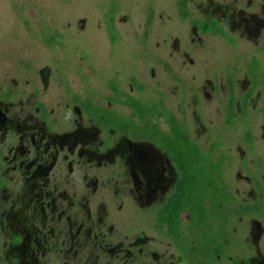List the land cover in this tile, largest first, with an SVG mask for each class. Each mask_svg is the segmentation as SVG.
<instances>
[{
    "label": "flooded vegetation",
    "instance_id": "af4514ba",
    "mask_svg": "<svg viewBox=\"0 0 264 264\" xmlns=\"http://www.w3.org/2000/svg\"><path fill=\"white\" fill-rule=\"evenodd\" d=\"M206 21L223 28L217 16ZM244 21L249 29L264 28L260 17ZM263 47L251 56L259 64ZM248 74L249 96L261 80L259 73L254 87L249 67ZM231 77L235 89L236 74L228 69L229 95ZM24 94L17 86L0 87V264H264L263 159L242 150L243 167L233 183L226 170L232 150L223 155L214 145L205 152L188 132L222 164L215 186L194 189L179 212L172 205L181 170L163 145L173 134L171 116L188 130L176 115L162 107L158 116L166 129L145 118L164 133L159 137L111 108L120 102L135 111L114 91L110 106L97 104L127 123L95 118L75 98L65 114L39 103V94L27 108L15 101ZM262 94L259 89L257 100Z\"/></svg>",
    "mask_w": 264,
    "mask_h": 264
},
{
    "label": "rangeland",
    "instance_id": "374dc122",
    "mask_svg": "<svg viewBox=\"0 0 264 264\" xmlns=\"http://www.w3.org/2000/svg\"><path fill=\"white\" fill-rule=\"evenodd\" d=\"M179 1L0 0V87L17 86L25 94L15 101L27 108L39 94V103L65 114L74 96L110 106L115 97L111 84L116 83L155 107V115L140 118L120 102H113L112 109L138 126L154 117L166 129L158 116L165 107L205 152L214 145L223 155L232 150L226 170L238 183L242 150L255 161L264 160V51L259 53L260 87L247 93L250 59L264 45V28L249 29L244 21L245 16L264 20V0H187L185 21ZM212 16L223 21L232 41L202 30ZM228 69L236 74L233 125L227 123Z\"/></svg>",
    "mask_w": 264,
    "mask_h": 264
},
{
    "label": "trees",
    "instance_id": "16d2710c",
    "mask_svg": "<svg viewBox=\"0 0 264 264\" xmlns=\"http://www.w3.org/2000/svg\"><path fill=\"white\" fill-rule=\"evenodd\" d=\"M179 10L183 21H185L188 18L187 0L179 1ZM200 26L204 32H213L220 34L225 38L228 37L227 32L215 21H206L203 22ZM53 41L54 39L50 38L49 44H51ZM260 70L261 69L258 58L254 56L253 58H251V61L249 63V73L251 75L254 87L256 86L258 78L257 76L259 75ZM230 80V90L232 95L228 106V124L233 123L234 118L236 117L234 108V89L232 86L233 77H231ZM133 81L136 86H139V84L135 80ZM111 88L117 95V98L125 96L126 101L124 102L129 107L136 110L140 117H143L151 109L150 106L136 100L132 96L127 95L125 92L119 89V86L116 83H112ZM68 92L70 93L71 91ZM74 98L76 101L85 106V108L95 118H98L101 116V114H104L106 118H115L120 120L121 122L127 123L126 120L118 113L113 112L112 110H105L104 107H100L89 97L83 99L81 96H74ZM171 123L173 127V134L172 136H166L163 138V145L170 153V157L175 161V163L181 170V179L178 184L179 199L174 201L172 205L173 209L180 212L184 210L188 205H190L191 200L189 198L192 197L191 192H193L194 189H211L215 186L216 180L213 178V176L218 173V168L221 167L222 162H213L212 160H210L201 151V148L191 140L187 128H178V123H176L175 118L172 116ZM144 125L148 132H151L152 134L159 137L164 135V133L160 131V129L156 125L152 123H146Z\"/></svg>",
    "mask_w": 264,
    "mask_h": 264
}]
</instances>
